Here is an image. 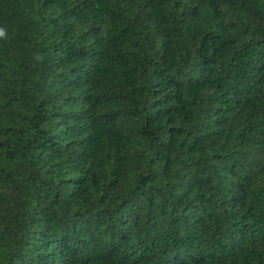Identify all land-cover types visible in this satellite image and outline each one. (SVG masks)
<instances>
[{"label":"trees","instance_id":"obj_1","mask_svg":"<svg viewBox=\"0 0 264 264\" xmlns=\"http://www.w3.org/2000/svg\"><path fill=\"white\" fill-rule=\"evenodd\" d=\"M0 28V264H264V0H0Z\"/></svg>","mask_w":264,"mask_h":264},{"label":"clouds","instance_id":"obj_2","mask_svg":"<svg viewBox=\"0 0 264 264\" xmlns=\"http://www.w3.org/2000/svg\"><path fill=\"white\" fill-rule=\"evenodd\" d=\"M6 36V30L4 28H0V38H4ZM38 60L42 61V57L37 56L36 57Z\"/></svg>","mask_w":264,"mask_h":264}]
</instances>
